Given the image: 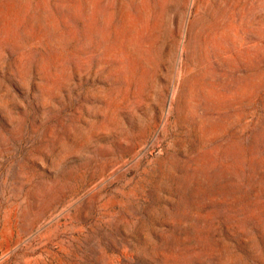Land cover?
<instances>
[{"label": "rangeland", "instance_id": "1", "mask_svg": "<svg viewBox=\"0 0 264 264\" xmlns=\"http://www.w3.org/2000/svg\"><path fill=\"white\" fill-rule=\"evenodd\" d=\"M0 264H264V0H0Z\"/></svg>", "mask_w": 264, "mask_h": 264}]
</instances>
